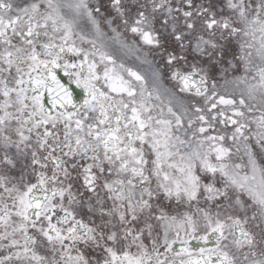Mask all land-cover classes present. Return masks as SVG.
<instances>
[{"label":"flooded vegetation","instance_id":"1","mask_svg":"<svg viewBox=\"0 0 264 264\" xmlns=\"http://www.w3.org/2000/svg\"><path fill=\"white\" fill-rule=\"evenodd\" d=\"M50 1L0 0V264H187L210 241L187 167L209 179L228 110L264 183V0ZM249 233L235 264H264Z\"/></svg>","mask_w":264,"mask_h":264},{"label":"rangeland","instance_id":"2","mask_svg":"<svg viewBox=\"0 0 264 264\" xmlns=\"http://www.w3.org/2000/svg\"><path fill=\"white\" fill-rule=\"evenodd\" d=\"M61 1L60 3L56 0L49 3V18L50 19H63L61 16ZM66 17L75 16V14L67 7L65 11ZM63 15V14H62ZM61 28L68 29L67 34L77 36L81 40L82 38H87L93 35L92 30H87L90 28L87 21L79 20H68L64 24H60L59 21L56 22ZM79 25H84L86 31L82 28H78ZM233 113L232 110H228ZM246 125L247 130L244 132H239L238 128L231 125V122L226 121L225 132L221 130L210 131L208 135H204V140L208 144L209 151H212V156L210 155L209 167L213 170L210 173V179L204 180L203 186L199 185V180L202 183V178L199 179L197 171L195 168L194 177L190 180L193 186L191 190L193 198H191V204L189 206V211L193 217V223L203 224L208 230V235L210 233H218L220 238L224 240L222 243V248L224 246L225 250L233 254V222L236 220H241L244 218L247 225H251L252 221H255L256 215H254L255 209L262 207L264 205V199L256 195L253 192L245 193L240 189L241 184H248L251 182L250 178L245 177L242 180L237 179L236 172L234 170V165L237 168H244L245 165H250L247 160L248 152L251 154L255 153L254 146H250V120H240V125ZM223 134L225 138L223 139ZM219 138L221 140H219ZM219 147L218 150H212L211 146ZM213 146V147H214ZM236 146H239L241 151H238ZM244 146V147H241ZM251 147V148H250ZM222 149V153L226 157L222 162L216 161V155ZM237 155H241L243 158L240 161ZM197 167V166H196ZM201 187L203 190L201 191ZM202 192V193H201ZM198 193L200 195L198 196ZM187 200V196L185 195ZM242 199L243 204H240ZM204 204V212L202 210L201 203ZM264 213L259 215L257 227L259 228L258 234L264 229ZM198 232L194 231V236H197ZM55 257L50 254V260L53 261Z\"/></svg>","mask_w":264,"mask_h":264},{"label":"water","instance_id":"3","mask_svg":"<svg viewBox=\"0 0 264 264\" xmlns=\"http://www.w3.org/2000/svg\"><path fill=\"white\" fill-rule=\"evenodd\" d=\"M193 264H224V260H219L218 263H216L214 260L212 259H202L199 258L198 260H196Z\"/></svg>","mask_w":264,"mask_h":264}]
</instances>
